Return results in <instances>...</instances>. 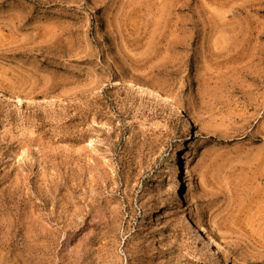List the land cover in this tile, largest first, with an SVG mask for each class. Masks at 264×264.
Returning <instances> with one entry per match:
<instances>
[{
    "label": "rangeland",
    "instance_id": "1",
    "mask_svg": "<svg viewBox=\"0 0 264 264\" xmlns=\"http://www.w3.org/2000/svg\"><path fill=\"white\" fill-rule=\"evenodd\" d=\"M184 211L264 264V0H0V264H221Z\"/></svg>",
    "mask_w": 264,
    "mask_h": 264
},
{
    "label": "bare ground",
    "instance_id": "2",
    "mask_svg": "<svg viewBox=\"0 0 264 264\" xmlns=\"http://www.w3.org/2000/svg\"><path fill=\"white\" fill-rule=\"evenodd\" d=\"M128 85L132 86L138 93L150 100H154L156 103H161L164 107L174 109L178 111V115L180 118L185 119V125L189 126L191 129L193 128V124L191 121L185 116V114L181 110H177L175 106V102L172 97L167 95H162L157 93L153 88L137 83V82H128ZM195 129V128H194ZM196 146V136L193 135L191 139L186 144L185 148L182 150V158L180 157L177 161V167L175 168L172 176V185L174 188V201L182 203L183 193L182 185H183V177L185 174L191 173V150ZM184 220L185 225L191 229V233L193 236L200 238L203 243L207 244L209 248L220 258L221 264H230L223 248L221 246V242L214 237L210 231L206 228L195 222L194 218H192L190 212L184 211Z\"/></svg>",
    "mask_w": 264,
    "mask_h": 264
}]
</instances>
